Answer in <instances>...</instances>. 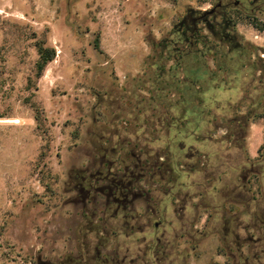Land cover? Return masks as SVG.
Here are the masks:
<instances>
[{
	"label": "rangeland",
	"instance_id": "1",
	"mask_svg": "<svg viewBox=\"0 0 264 264\" xmlns=\"http://www.w3.org/2000/svg\"><path fill=\"white\" fill-rule=\"evenodd\" d=\"M216 2L0 0V264H264V176L246 162L264 123V28L198 23L229 49L210 28L229 20L243 53L218 73L199 141L147 103L154 47ZM40 45L56 51L42 76ZM232 119L250 120L245 143Z\"/></svg>",
	"mask_w": 264,
	"mask_h": 264
},
{
	"label": "trees",
	"instance_id": "2",
	"mask_svg": "<svg viewBox=\"0 0 264 264\" xmlns=\"http://www.w3.org/2000/svg\"><path fill=\"white\" fill-rule=\"evenodd\" d=\"M198 23L199 21L196 23L192 21L191 34H189L190 25L188 22V24L185 23L186 29L184 32L177 35V38L171 36L160 41L158 46L154 47V55L150 57L151 62L148 65L152 76L150 78V96L147 103L153 106L155 112L161 114L160 119H162L163 122H161L167 132L176 131L179 140L184 144L190 139L199 141L198 131L203 124L213 119L212 109L207 103V97L211 91L218 88L222 83L218 73L228 71L233 64L241 62L240 58L235 61L234 55H243L240 43L235 44L233 42L235 37L230 36V40L227 38L226 33L232 28L229 20L224 19L219 25L210 26L214 36L224 45L234 44V47L229 49L225 46L218 47L215 43L208 41L207 37L201 35ZM200 45H203V48ZM95 46L98 48L97 45ZM39 55L40 61L37 68L38 75L42 76L47 65L54 60L56 51L40 45ZM211 56L214 57L217 64L216 69L211 67ZM145 100L142 99L140 102L142 103ZM249 121V119L246 123L244 120L239 119L229 121L232 125L238 124L236 126V130L239 129L237 130L238 134L241 130L243 131V143L246 142ZM230 136H233V134L230 133ZM183 148L179 144V149L183 150ZM263 148L264 145L259 150L258 161L251 160L246 155L247 172L250 175L264 176ZM164 166L165 164L160 162H143L141 168L144 172L151 173L152 170L164 169ZM169 168L174 171V164H171ZM127 177L128 179L131 178V182L133 181L132 176ZM239 180L245 184L243 177H240ZM128 186L130 187V183L119 185L118 188H123L121 190L126 191ZM236 198L240 199L245 206L251 200L246 198L245 194L243 197L239 194ZM257 213L258 215H255L256 219H262L264 211Z\"/></svg>",
	"mask_w": 264,
	"mask_h": 264
},
{
	"label": "flooded vegetation",
	"instance_id": "3",
	"mask_svg": "<svg viewBox=\"0 0 264 264\" xmlns=\"http://www.w3.org/2000/svg\"><path fill=\"white\" fill-rule=\"evenodd\" d=\"M199 14L196 18L189 15L185 23L188 24L190 20L196 23L212 17H228L234 26L238 21H245L252 27L264 28V0H217L210 9L202 10Z\"/></svg>",
	"mask_w": 264,
	"mask_h": 264
},
{
	"label": "crops",
	"instance_id": "4",
	"mask_svg": "<svg viewBox=\"0 0 264 264\" xmlns=\"http://www.w3.org/2000/svg\"><path fill=\"white\" fill-rule=\"evenodd\" d=\"M260 123L263 124V125H260L259 127L255 128L256 133H255V137L253 139V137L251 135L252 134L251 133L252 132L251 129H252L253 126H255L256 124L258 125ZM250 133H251L250 136H248V138H247L248 156L250 157L251 160H257L259 158V150L264 145V123L262 121L253 123L251 128H250ZM262 136H263V139H262ZM252 143L256 146V148L258 150L257 156L254 155L253 157L250 155V152H249V146Z\"/></svg>",
	"mask_w": 264,
	"mask_h": 264
}]
</instances>
